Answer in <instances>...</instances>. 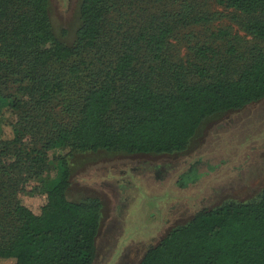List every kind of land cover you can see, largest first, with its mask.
<instances>
[{
    "label": "trees",
    "instance_id": "16d2710c",
    "mask_svg": "<svg viewBox=\"0 0 264 264\" xmlns=\"http://www.w3.org/2000/svg\"><path fill=\"white\" fill-rule=\"evenodd\" d=\"M48 1L0 0V264H92L100 205L66 199L73 153L178 152L206 118L264 98L262 47L232 80L207 77V46L193 52L198 64L170 60L175 24H198L189 6L147 20L156 0H79L67 45ZM218 4L264 43V0ZM49 167L52 186L29 194ZM138 264H264V189L196 212Z\"/></svg>",
    "mask_w": 264,
    "mask_h": 264
},
{
    "label": "rangeland",
    "instance_id": "374dc122",
    "mask_svg": "<svg viewBox=\"0 0 264 264\" xmlns=\"http://www.w3.org/2000/svg\"><path fill=\"white\" fill-rule=\"evenodd\" d=\"M149 5L147 20L165 11L180 14L184 6L198 15V24H175L167 40V55L185 65L198 64L193 52L210 47L212 59L204 60L209 79L223 72L222 79L232 80L249 63L250 52L264 48L263 42L241 29L239 14L223 8L218 0H156ZM78 6L79 0L48 1L52 31L67 45L74 41L79 25ZM4 121L0 118V127ZM68 163L66 199H95L100 205L92 264H138L148 246L186 224L196 212L225 202L252 201L261 193L264 98L240 110L206 118L178 152H75ZM50 168L29 194L52 186Z\"/></svg>",
    "mask_w": 264,
    "mask_h": 264
},
{
    "label": "flooded vegetation",
    "instance_id": "af4514ba",
    "mask_svg": "<svg viewBox=\"0 0 264 264\" xmlns=\"http://www.w3.org/2000/svg\"><path fill=\"white\" fill-rule=\"evenodd\" d=\"M123 171H124V170H123ZM126 171H127V169H126ZM149 247H150V246H148V247L145 249V251H146ZM145 251H144V252H145ZM143 254H144V253H143Z\"/></svg>",
    "mask_w": 264,
    "mask_h": 264
}]
</instances>
